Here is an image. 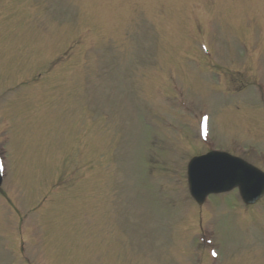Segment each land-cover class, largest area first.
<instances>
[{"label": "rangeland", "instance_id": "374dc122", "mask_svg": "<svg viewBox=\"0 0 264 264\" xmlns=\"http://www.w3.org/2000/svg\"><path fill=\"white\" fill-rule=\"evenodd\" d=\"M211 148L262 165L264 0H0V264H264Z\"/></svg>", "mask_w": 264, "mask_h": 264}, {"label": "water", "instance_id": "95a60500", "mask_svg": "<svg viewBox=\"0 0 264 264\" xmlns=\"http://www.w3.org/2000/svg\"><path fill=\"white\" fill-rule=\"evenodd\" d=\"M203 161H211L219 164L220 167L217 171L214 170V166H211L209 171L200 172L196 165ZM190 165V170H192L189 172L191 193L198 202H201L208 192L227 190L236 185L239 186L241 196L246 203L254 202L264 193V176L261 172L248 167L244 161L232 158L228 154L209 153L207 156L193 159ZM238 169L241 171L238 174L240 178L237 175Z\"/></svg>", "mask_w": 264, "mask_h": 264}]
</instances>
